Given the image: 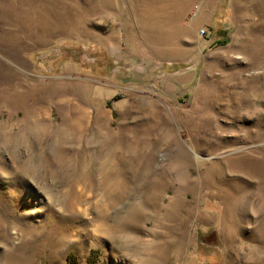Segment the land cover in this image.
Wrapping results in <instances>:
<instances>
[{"label": "rangeland", "instance_id": "rangeland-1", "mask_svg": "<svg viewBox=\"0 0 264 264\" xmlns=\"http://www.w3.org/2000/svg\"><path fill=\"white\" fill-rule=\"evenodd\" d=\"M91 251L264 264V0H0V264Z\"/></svg>", "mask_w": 264, "mask_h": 264}, {"label": "trees", "instance_id": "trees-1", "mask_svg": "<svg viewBox=\"0 0 264 264\" xmlns=\"http://www.w3.org/2000/svg\"><path fill=\"white\" fill-rule=\"evenodd\" d=\"M97 255L99 251H91L88 257V264H96L98 261ZM67 264H77V259L74 255H69L67 258Z\"/></svg>", "mask_w": 264, "mask_h": 264}, {"label": "built area", "instance_id": "built-area-1", "mask_svg": "<svg viewBox=\"0 0 264 264\" xmlns=\"http://www.w3.org/2000/svg\"><path fill=\"white\" fill-rule=\"evenodd\" d=\"M199 35L201 37H206L207 36V30L206 29H200L199 30Z\"/></svg>", "mask_w": 264, "mask_h": 264}]
</instances>
